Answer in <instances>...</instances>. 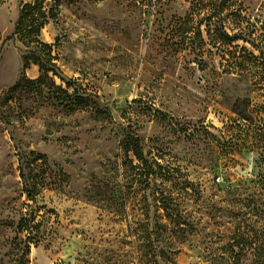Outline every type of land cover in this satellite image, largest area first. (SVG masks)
I'll return each mask as SVG.
<instances>
[{
  "label": "rangeland",
  "instance_id": "rangeland-1",
  "mask_svg": "<svg viewBox=\"0 0 264 264\" xmlns=\"http://www.w3.org/2000/svg\"><path fill=\"white\" fill-rule=\"evenodd\" d=\"M33 1L0 0L2 40ZM239 2L257 70L191 0H46L50 52L3 44L0 264H264V0Z\"/></svg>",
  "mask_w": 264,
  "mask_h": 264
},
{
  "label": "trees",
  "instance_id": "trees-1",
  "mask_svg": "<svg viewBox=\"0 0 264 264\" xmlns=\"http://www.w3.org/2000/svg\"><path fill=\"white\" fill-rule=\"evenodd\" d=\"M46 0H34L33 3H22L19 10V16L14 26L13 33L2 40L0 37V53L5 42L21 41L28 47L37 46L40 52H50L51 46L40 42L41 31L47 25V19L51 16L45 14L43 3ZM191 13L186 18L192 21L193 17L208 21L206 36L212 38L214 47L218 44L227 46V50L222 54L221 59L226 62L229 69L242 71L252 67L257 70L261 65V57L249 52L246 48L237 44L239 41H246L242 22L244 17L240 7L239 0H191ZM216 23L218 28H212ZM231 27L228 32L225 24ZM212 25V26H211ZM197 35L202 39L201 24L197 25Z\"/></svg>",
  "mask_w": 264,
  "mask_h": 264
}]
</instances>
